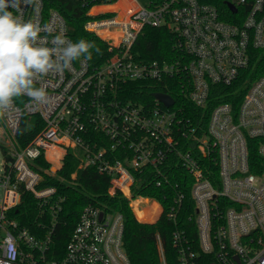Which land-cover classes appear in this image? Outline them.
Segmentation results:
<instances>
[{
  "label": "built area",
  "instance_id": "built-area-1",
  "mask_svg": "<svg viewBox=\"0 0 264 264\" xmlns=\"http://www.w3.org/2000/svg\"><path fill=\"white\" fill-rule=\"evenodd\" d=\"M81 1L93 17L86 29L106 41L113 54L99 67L80 59L61 75L43 77L47 103L34 105L19 97L16 111L0 118V141L10 156L4 157L0 173V264H131L124 248L123 214L96 204L84 207L64 255L48 257L64 197L56 195L54 186L39 185L45 174L63 167L71 150L79 168L95 167L108 175L109 193L122 192L144 223H155L164 213L176 222L182 211L186 195L171 179L176 156L192 179L195 213L189 220L197 233L191 239L188 230H174L178 264H264V76L254 81L237 111L231 103L217 105L202 136L175 103L124 98L130 81L167 87L174 80L194 105L206 107L212 87L231 85L249 66L250 49H264V0H252L241 25L221 19L214 5L199 0ZM21 11L25 21L48 25L49 31L41 33L48 36V46L56 35L72 40L63 15L46 11L43 0H21ZM146 26L173 33L182 56L172 61L138 57L134 46ZM35 115L39 130L22 146L17 135L24 117ZM253 139H258L260 159L252 163ZM40 158L48 162L47 168L37 162ZM213 161L218 182L211 177ZM138 175L156 187H171L172 192L163 194L170 198L168 209L154 196L135 194ZM23 190L34 193L41 213L54 218L41 237L9 215L21 203ZM136 209L147 210V218L138 217ZM157 239L166 264L160 235Z\"/></svg>",
  "mask_w": 264,
  "mask_h": 264
},
{
  "label": "trees",
  "instance_id": "trees-1",
  "mask_svg": "<svg viewBox=\"0 0 264 264\" xmlns=\"http://www.w3.org/2000/svg\"><path fill=\"white\" fill-rule=\"evenodd\" d=\"M43 1L46 11L55 9L63 15L69 26V35L73 42L84 39L94 43L95 47L91 49L92 59H86L90 67H99L111 57L113 50L109 44L85 27V24L93 18L87 14L90 6L83 5L81 0ZM199 1L214 5L221 19L237 25L243 23L252 2V0H246L245 3L239 4L237 0ZM228 2L234 3L237 10L232 11L228 6ZM176 42L175 35L165 27L146 26L134 46V52L137 53L138 57L145 59L172 61L182 56V52L176 46ZM96 49H99V52ZM81 59L85 58L81 57ZM260 76H264V49L251 48L249 66L240 71L239 77L231 85H214L207 106L204 108L194 105L182 93L178 82L174 80L169 81L167 87L163 85L152 87L146 81H130L125 85L126 96L124 98L152 102L154 100L153 93L167 92L175 100L174 108H182L184 116L186 118L191 117L192 122L198 127V134L202 136L207 131L212 110L221 103H231L234 110L237 111L254 81ZM37 121H40V118L36 115L24 117L23 124L17 135L22 146L29 143L38 132ZM258 143V139H253L250 143L252 163L256 159H260L257 150ZM0 149L3 156L10 159V156L7 155V148L2 142H0ZM171 161L176 170V174H171V179L174 185L175 182L179 183V190L186 195L182 211L176 222L169 219L164 213L157 222L144 223L136 218L129 205L128 198L122 192L118 191L114 195L109 193L110 177L108 175L99 173L95 167L79 168L80 160L78 156L73 150L69 151L63 167L53 175L45 174L44 180L39 185V187L54 186L57 190L56 195L64 197L62 209L55 221L48 257L56 259L64 255L68 240L84 207L89 204H96L103 206L109 211L123 214L125 225L124 248L131 264H163L159 253L158 235H160L163 242L166 264H178V251L173 243L174 230H188L191 239H196L197 233L196 226H192L189 220L190 215L192 216L195 213L194 200H192L190 195L192 179L188 173L186 174V170L176 156ZM37 162L44 168L49 166L48 162L43 158L38 159ZM210 162L212 165V160ZM213 169L215 177H211L214 182H218V166L214 161ZM74 173H76L75 177L72 176ZM142 179L143 175L142 177L138 175L137 181L133 186L135 194L142 193L154 196L162 200L166 209H168L170 198L166 200L163 194L172 192L171 187L164 186L159 188ZM187 204H189L188 209ZM136 213L141 219L147 218V210L145 209H136ZM9 215L15 218L21 227L40 237L47 232L51 220L54 219L50 213H41L38 199L34 193L25 190H23L21 203L11 209ZM204 256L202 255L201 257ZM202 264H211V262L205 260Z\"/></svg>",
  "mask_w": 264,
  "mask_h": 264
},
{
  "label": "clouds",
  "instance_id": "clouds-1",
  "mask_svg": "<svg viewBox=\"0 0 264 264\" xmlns=\"http://www.w3.org/2000/svg\"><path fill=\"white\" fill-rule=\"evenodd\" d=\"M48 31V25L23 19L21 0H0V118L16 111L19 97H28L34 105L47 103L48 92L40 83L43 77L71 70L81 57L92 59L94 43L56 35L48 46V36H41Z\"/></svg>",
  "mask_w": 264,
  "mask_h": 264
},
{
  "label": "water",
  "instance_id": "water-1",
  "mask_svg": "<svg viewBox=\"0 0 264 264\" xmlns=\"http://www.w3.org/2000/svg\"><path fill=\"white\" fill-rule=\"evenodd\" d=\"M228 6L230 7L232 11L237 10L236 5L232 2H228ZM153 96L161 100L166 106H172L175 103V100L173 99V97L163 92H155L153 93Z\"/></svg>",
  "mask_w": 264,
  "mask_h": 264
},
{
  "label": "rangeland",
  "instance_id": "rangeland-1",
  "mask_svg": "<svg viewBox=\"0 0 264 264\" xmlns=\"http://www.w3.org/2000/svg\"><path fill=\"white\" fill-rule=\"evenodd\" d=\"M140 1H146V0H140ZM3 141L4 140L2 139V141H0V142L5 143ZM3 166H4V156H3L1 149H0V173L3 170ZM2 195H3V189L0 187V198L2 197ZM141 207L143 208V206H141Z\"/></svg>",
  "mask_w": 264,
  "mask_h": 264
}]
</instances>
